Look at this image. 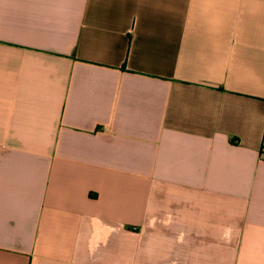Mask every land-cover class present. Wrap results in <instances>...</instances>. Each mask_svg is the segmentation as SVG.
Segmentation results:
<instances>
[{
  "label": "crops",
  "instance_id": "obj_1",
  "mask_svg": "<svg viewBox=\"0 0 264 264\" xmlns=\"http://www.w3.org/2000/svg\"><path fill=\"white\" fill-rule=\"evenodd\" d=\"M0 264H264V0H0Z\"/></svg>",
  "mask_w": 264,
  "mask_h": 264
}]
</instances>
